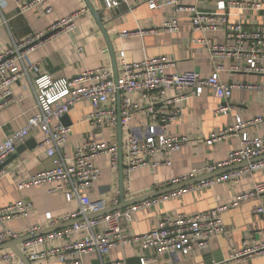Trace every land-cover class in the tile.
<instances>
[{
    "label": "crops",
    "instance_id": "obj_1",
    "mask_svg": "<svg viewBox=\"0 0 264 264\" xmlns=\"http://www.w3.org/2000/svg\"><path fill=\"white\" fill-rule=\"evenodd\" d=\"M90 1L100 10L101 20L110 37L116 57V72L108 42L85 0H51L50 10L45 6H36L28 11H21L13 0H6V5L0 10L1 47L7 49L31 36L49 35L46 39L35 42L27 59L39 62L40 73L49 74L54 79L75 77L87 69L100 66H108L115 75H120L123 57L129 61H140L146 57L167 56L176 62V66L170 68L171 72L194 69L202 76H209L214 72L216 64L221 63L226 67V70L221 72V80L224 83L260 86L256 89L234 88L227 100L216 97L211 89H205L201 95L189 94L179 103L182 108L180 121L172 124L168 130L171 135L188 137V142L182 149L170 155V165L164 163L165 155L158 153L151 158L152 163H159L157 166H143L129 176L125 174V199L139 198L164 189L170 180L192 172L194 178L208 175L210 172L207 167L226 159L228 154L240 145L241 137L232 135L213 144H209L207 139L213 132L232 126L236 116L245 120L261 117L262 121L251 124L247 130L253 137L264 136V75L246 73L243 69L229 71L231 60L213 59L210 52L212 44L226 43L222 30L224 18L230 23L243 22L247 28L259 26L264 15V0H180L182 4L195 5L200 13L212 16L218 27L213 31L195 30L191 14L177 11L173 6L151 9L149 0H119L120 5L114 8H108L104 0ZM220 1H253L258 4V9L228 7L220 10ZM82 9H85V12L75 20L71 30L52 31L58 21ZM171 19L178 21L179 29L176 32H167L163 28L164 23ZM148 29L157 31L122 35L125 30L135 33ZM201 39L209 40L210 43L201 42ZM35 77V74H31L13 85V101L0 112V144L15 131L26 127L29 118L37 113V100L33 90ZM168 94L173 96L175 91L170 90ZM130 98L139 104L140 109L134 111L129 123L123 124L122 141L133 132L152 134L160 127L158 120L144 113L150 104L149 99L143 98L139 92L131 93ZM220 105L229 106L230 111L216 113V108ZM92 111L90 102L81 101L67 114L72 132L67 143L62 146L64 155L72 156L76 147L86 139L118 144V127L96 128L88 120ZM30 139H34L37 145H25ZM42 139L43 133L40 129L32 130L23 144L25 147L20 152L16 151L6 160L4 166L0 167L5 171L0 185V208L17 201L33 205L28 218H16L8 223L0 221V232L8 228L24 233L34 225H41L45 229L49 227V213L52 217L59 218L79 208L78 200H68L62 192H51L50 185L18 188L19 183L28 180L33 174L54 166L46 148L39 145ZM96 164L101 167V176L87 190V194L93 200L104 201L106 209H110L121 203L119 168L113 169L110 166L108 156L98 158ZM256 182L264 183V168L232 181L189 188L177 195L169 194L167 198L133 212L126 220L123 232L128 236L141 234L156 227L162 218H175L179 214L193 215L228 205L229 208L223 213L226 231L211 238L208 248H196L188 255L162 254L149 264H264V254L233 258V255L244 248V242L264 240V213L256 211L259 207H264V191L237 201L238 195L251 191ZM105 228V225H101L99 230ZM75 239L76 236H73L70 240ZM67 241L65 239L36 245L28 250L27 256L53 246H62ZM144 254L139 246L127 245L116 247L107 255L88 253L84 256V261L86 264H102L104 260L127 264L128 258ZM19 261L22 262L20 259ZM32 262L63 264L57 258ZM3 264L19 262L10 261Z\"/></svg>",
    "mask_w": 264,
    "mask_h": 264
},
{
    "label": "built area",
    "instance_id": "obj_2",
    "mask_svg": "<svg viewBox=\"0 0 264 264\" xmlns=\"http://www.w3.org/2000/svg\"><path fill=\"white\" fill-rule=\"evenodd\" d=\"M21 11H28L36 6H45L50 10L51 0H13ZM108 8L120 5L119 0H104ZM6 0H0V10L6 5ZM151 9L162 6H173L177 11L191 14V22L197 31L216 30L212 16L200 13L195 5L182 4L180 0H149ZM248 8L258 9V4L252 1H220L218 8ZM85 12V9L61 19L53 26L57 29L71 30L75 20ZM222 30L225 33L226 43L212 44L210 52L213 59L231 60L229 71L244 70L250 74L264 75V15L261 23L255 28H247L243 22L227 21L224 18ZM163 28L167 32H176L179 24L176 19L168 20ZM157 29L138 30L137 32L123 31L122 35H140ZM39 34L27 40L14 43L11 47L3 49L0 45V112L8 107L14 97L13 85L22 78L35 74L33 90L37 100L38 111L28 120V125L12 133L0 144V167L13 155L17 148L25 144L32 130L40 129L43 139L40 147L46 148L47 154L52 158L54 166L29 177L19 183V189L32 186L50 185L51 192H62L68 200H78L79 208L59 218L52 217L49 213V227H54L69 221H76L73 225L55 230L46 235L39 236L22 244L26 255L31 247L51 243L59 240L68 241L62 246H53L28 255L31 261L57 258L63 264H86L84 256L91 252L101 255L109 254L114 248L137 245L145 253L141 255L142 264H149L162 254L188 255L194 249H206L210 240L216 235L224 233L226 227L223 213L229 208L221 205L193 215L179 214L175 218L165 217L151 230L136 234L125 235L124 224L133 212L145 206H150L160 199H165L169 194L177 195L187 189L212 185L215 182H226L264 168V159L249 163L248 165L230 170L219 176L206 179L196 184L178 189L168 194L147 199L130 205L123 209L107 212L97 217H89L99 211L105 210L106 205L102 200H93L87 194L101 176V167L96 160L108 156L110 166L119 168V145L112 141L84 140L80 143L72 156L62 153V146L67 143L72 132L70 125L62 123V118L81 101H88L93 107L88 120L98 129H116L118 125L117 91L121 92L122 124L129 123L135 110L140 109L139 104L130 98V94L139 92L143 98L150 101L144 113L159 121L160 127L156 133H135L128 135L123 141V150L126 156L125 174L129 176L134 170L143 166H157L158 162H151V158L164 154L165 164L170 165V155L182 149L188 142V137L169 134L168 130L174 123L180 121L182 108L179 103L189 94L201 95L205 89H211L216 97L229 99L234 88H260L254 84H228L221 80V72L226 67L218 63L214 72L209 76H202L197 70L171 72L170 68L176 62L167 57H146L140 61H129L125 57L121 61V74L116 77L114 71L108 66L87 69L71 78L54 79L49 74L40 73V63L28 61L30 51L35 42L43 39ZM201 42L210 43L201 39ZM228 41V42H227ZM242 64V65H241ZM264 89V86H263ZM175 91L169 96L168 91ZM230 107L220 105L216 113H227ZM262 121L261 117L245 120L236 116L232 126L213 132L207 139L209 144L221 141L232 135L241 137L240 145L231 151L223 161L209 165L207 170L212 173L220 169L231 167L245 161H251L264 155V136H251L248 127ZM5 171L0 169L1 179ZM194 173L174 178L166 185L172 186L194 178ZM264 191V183L256 182L251 191L241 193L237 201L256 196ZM118 203V200H116ZM33 210V205L24 201H17L0 208V221L8 223L16 218H28ZM257 212L264 213V207H259ZM81 219V220H80ZM101 225L106 228L99 230ZM43 230L41 225L30 226L24 233L12 229L0 232V245L25 235L35 234ZM76 236L75 240H70ZM149 253V254H146ZM264 254V240L261 242H244V248L233 255V258H243L251 255ZM19 257L12 250H0V264L19 261ZM102 264H123L121 261H103Z\"/></svg>",
    "mask_w": 264,
    "mask_h": 264
},
{
    "label": "water",
    "instance_id": "obj_3",
    "mask_svg": "<svg viewBox=\"0 0 264 264\" xmlns=\"http://www.w3.org/2000/svg\"><path fill=\"white\" fill-rule=\"evenodd\" d=\"M85 1H86L87 5H88L90 11L94 15L95 19L97 20V22H98V24H99V26H100V28H101L106 40L108 42L109 50H110V53L112 55L113 64H114L115 72H116V66H115L116 57H115L114 49H113V46L111 44L110 37H109L108 32H107V30L105 28V25H104V23L101 20L100 10L96 9L93 6V4H92V2L90 0H85ZM48 36L49 35L44 36L43 39H46ZM116 77H118L117 74H116ZM121 101H122L121 92L117 91V109H118V125H117V127H118L119 161H120L119 162V176H120L121 203L119 205L111 207L110 209H105V210L99 211V212H97L95 214H92L89 217H97V216L103 215V214H105L107 212H111V211H114V210H117V209H123L125 207L130 206V205L142 202L144 200L155 198L157 196L176 191L178 189L187 187L189 185L196 184L197 182H201V181H204L206 179H210V178H213L215 176H219V175H221V174H223L225 172H228L230 170H234V169H238V168L244 167V166L248 165L249 163H254V162H257V161H260V160L264 159V155H263L261 157L255 158V159H253V160H251L249 162L245 161V162H242L240 164H236V165H233L231 167H227V168H224V169H220V170H218L216 172L209 173L208 175H206L204 177H196V178L190 179V180L185 181V182H181V183L176 184V185L168 186V187H166L164 189H161V190H158L156 192L144 195L142 197L127 200V199H125V196H124L125 165H124V153H123V141H122L123 124H122V115H121ZM67 120H68V116L65 115L62 118L63 124L69 125L70 123ZM25 145H28L29 147H34V146L37 145V143H36V141L34 139H30L28 142H26ZM25 145H23V144H22V146L20 145L17 148V151L20 152L25 147ZM4 164L2 166H4ZM78 221L79 220H77V221H73L72 220V221H69L67 223H63V224H60V225H57V226H54V227L45 228V229H43V230H41V231H39V232H37L35 234L25 235V236H22V237H20L18 239L11 240L9 242H6V243L0 245V250L11 249L14 253L17 254V256L20 258V260L22 261L23 264H33V262L26 255L25 250H23L21 248V245L23 243H25V242H27L29 240L35 239V238H37L39 236L51 233V232H53L55 230L71 226L75 222H78ZM126 263L127 264H142V257L140 255H136V256L130 257V258L127 259Z\"/></svg>",
    "mask_w": 264,
    "mask_h": 264
}]
</instances>
